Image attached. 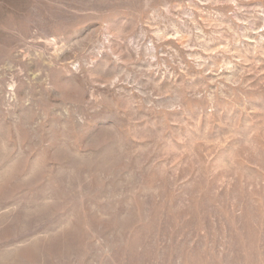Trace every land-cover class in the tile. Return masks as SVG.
I'll return each instance as SVG.
<instances>
[{
  "label": "rangeland",
  "instance_id": "obj_1",
  "mask_svg": "<svg viewBox=\"0 0 264 264\" xmlns=\"http://www.w3.org/2000/svg\"><path fill=\"white\" fill-rule=\"evenodd\" d=\"M0 264H264V0H0Z\"/></svg>",
  "mask_w": 264,
  "mask_h": 264
}]
</instances>
